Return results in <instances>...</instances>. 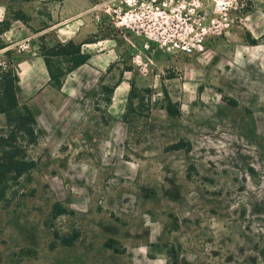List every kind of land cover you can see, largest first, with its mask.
I'll return each instance as SVG.
<instances>
[{
	"label": "rangeland",
	"instance_id": "1",
	"mask_svg": "<svg viewBox=\"0 0 264 264\" xmlns=\"http://www.w3.org/2000/svg\"><path fill=\"white\" fill-rule=\"evenodd\" d=\"M101 2L0 0V45L29 37L40 55L83 31L75 44L94 70L67 74L59 90L36 67L21 74L17 102L39 136L0 204V264H264V53H244V69L220 54L253 0L192 57L144 48ZM198 2L211 14V0ZM11 62L0 54V71ZM164 93L178 117L161 108Z\"/></svg>",
	"mask_w": 264,
	"mask_h": 264
},
{
	"label": "trees",
	"instance_id": "2",
	"mask_svg": "<svg viewBox=\"0 0 264 264\" xmlns=\"http://www.w3.org/2000/svg\"><path fill=\"white\" fill-rule=\"evenodd\" d=\"M3 25L0 24V27ZM8 25L0 28V34L8 30ZM245 42L254 46L257 41L251 39L249 34L245 36ZM4 48L0 45V49ZM40 56L48 76V84L54 82L56 89L61 88V80L74 71L79 66L85 64L88 55L81 50V44H75L72 41L65 43L57 42L50 48L40 47ZM52 60H62L67 64L66 69H62L60 64L53 66ZM129 92L127 96L128 106H132V98L138 92L133 84H129ZM18 76L15 69L10 68L7 71H0V115L5 117V124L0 127V204L7 197L9 188L16 185L20 178L26 175L29 170L27 153L35 145L39 132L36 129V120L34 115L27 107H20L17 102L16 93L18 92ZM101 90H104L101 88ZM147 94H151L148 89L141 90ZM110 93V91L108 92ZM96 93L92 91L88 96H94ZM165 94V104L161 108L168 117L175 118L179 116L178 107L172 104L168 96ZM229 106L235 107L236 102L226 99ZM106 104L110 103V96L105 99ZM123 121L127 123L125 115ZM57 205L55 204L51 216L59 215L54 212ZM79 237L77 232H73L60 240L59 245L62 247H72ZM115 252H118L117 250Z\"/></svg>",
	"mask_w": 264,
	"mask_h": 264
},
{
	"label": "built area",
	"instance_id": "3",
	"mask_svg": "<svg viewBox=\"0 0 264 264\" xmlns=\"http://www.w3.org/2000/svg\"><path fill=\"white\" fill-rule=\"evenodd\" d=\"M244 0H211L207 13L198 0H102L115 26L140 38L144 48L170 57H192L204 50L213 29L227 26ZM240 3V5H239Z\"/></svg>",
	"mask_w": 264,
	"mask_h": 264
},
{
	"label": "crops",
	"instance_id": "4",
	"mask_svg": "<svg viewBox=\"0 0 264 264\" xmlns=\"http://www.w3.org/2000/svg\"><path fill=\"white\" fill-rule=\"evenodd\" d=\"M262 0H253V10L249 13H245L241 16V19L239 21V25L236 26V28H233L228 36H230L227 39L228 45H225L224 51H222L220 54L224 55L222 58L226 62L229 67H237L240 69H244V53L249 55H255L259 57L264 53V4L262 3ZM11 28V27H10ZM262 30V31H261ZM248 33L250 37L253 39L261 38V44L257 46H244V32ZM83 31H81L78 34L73 35L72 37L68 38L67 41H72L74 43H80L81 40L84 37ZM232 40V42H231ZM20 42H23L26 47H28V53L24 55L22 53L23 51H14L13 48L16 47V45ZM63 43L64 41H59ZM66 42V41H65ZM4 48L0 49V54L4 55V57L10 56V59H12L13 65L12 67L15 69L16 74L18 76V87L19 90L22 91L21 86V74L25 69H28L31 71V67H36L37 69L42 70L46 73L43 60L41 56L38 54L37 50L33 47L31 42H29V37L25 38L18 42H11L8 44H3ZM83 52V49H81ZM87 52V51H86ZM99 55H96V57ZM93 59V55H91L87 62L78 68H76L74 71L71 72L69 76H74L76 73H79L80 70H85V67L88 68L90 71H94L92 69V65H89ZM32 72V71H31ZM88 75L92 76L91 73H88ZM48 78V76H47ZM70 78V77H68ZM89 77L86 78V80L82 81L83 85H87ZM40 90V88L38 89ZM43 91H45L43 89ZM19 93V92H17ZM16 93V98L18 94ZM228 96L232 98L233 101H238L239 97L234 94L230 93ZM243 100V98H241Z\"/></svg>",
	"mask_w": 264,
	"mask_h": 264
}]
</instances>
